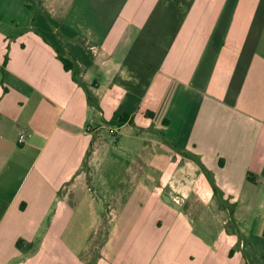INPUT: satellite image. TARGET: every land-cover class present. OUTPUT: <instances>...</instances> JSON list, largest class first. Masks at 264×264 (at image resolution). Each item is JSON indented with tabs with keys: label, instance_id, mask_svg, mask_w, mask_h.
Listing matches in <instances>:
<instances>
[{
	"label": "crops",
	"instance_id": "1",
	"mask_svg": "<svg viewBox=\"0 0 264 264\" xmlns=\"http://www.w3.org/2000/svg\"><path fill=\"white\" fill-rule=\"evenodd\" d=\"M106 216L96 264H264V0H0V264Z\"/></svg>",
	"mask_w": 264,
	"mask_h": 264
},
{
	"label": "rangeland",
	"instance_id": "2",
	"mask_svg": "<svg viewBox=\"0 0 264 264\" xmlns=\"http://www.w3.org/2000/svg\"><path fill=\"white\" fill-rule=\"evenodd\" d=\"M109 224V216H106L102 219L101 224L98 228V234L91 237L89 239L90 243L83 246V252L88 260H85L86 264H96L97 260H95L97 256L98 247L101 245L104 236H106V232L108 230Z\"/></svg>",
	"mask_w": 264,
	"mask_h": 264
},
{
	"label": "trees",
	"instance_id": "3",
	"mask_svg": "<svg viewBox=\"0 0 264 264\" xmlns=\"http://www.w3.org/2000/svg\"><path fill=\"white\" fill-rule=\"evenodd\" d=\"M59 58H60L61 62L63 63V66H64L65 69H72L73 72H74V74H76V66H75L74 62H73L71 59H69L68 57L63 56V55H59ZM75 79H76L77 81H79L80 83H82V82L80 81V79H78L76 76H75ZM82 84H83V83H82ZM85 92H86V97H87V101H88V103H89L90 105L94 106V107H98L97 100H96L95 96H94V95H93V94H92V93H91L86 87H85ZM124 121H126V119L124 118V116H122V117H120V119L118 120L117 123H122V122H124ZM130 123H132L131 120H130ZM185 154H186L187 156L191 157L193 160H195V161L198 163V165L201 167V169L206 173L207 177H209V179H211V178H210V173H209L208 170L202 165V163L200 162V160L198 159L197 156H195V155H193L192 153H189V152H187V153H185ZM211 182H212V180H211ZM213 187L215 188L214 185H213Z\"/></svg>",
	"mask_w": 264,
	"mask_h": 264
},
{
	"label": "built area",
	"instance_id": "4",
	"mask_svg": "<svg viewBox=\"0 0 264 264\" xmlns=\"http://www.w3.org/2000/svg\"><path fill=\"white\" fill-rule=\"evenodd\" d=\"M27 134L24 131L19 132L17 136V143L24 144L26 142Z\"/></svg>",
	"mask_w": 264,
	"mask_h": 264
}]
</instances>
